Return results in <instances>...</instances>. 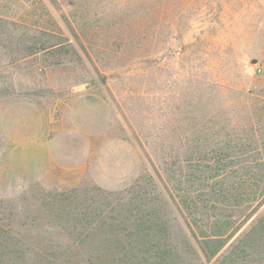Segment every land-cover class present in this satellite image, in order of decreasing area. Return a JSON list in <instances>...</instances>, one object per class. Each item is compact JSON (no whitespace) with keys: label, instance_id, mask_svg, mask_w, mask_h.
Wrapping results in <instances>:
<instances>
[{"label":"rangeland","instance_id":"obj_1","mask_svg":"<svg viewBox=\"0 0 264 264\" xmlns=\"http://www.w3.org/2000/svg\"><path fill=\"white\" fill-rule=\"evenodd\" d=\"M211 145L264 163V0H0V264H113L98 232L142 188L180 242L163 161Z\"/></svg>","mask_w":264,"mask_h":264},{"label":"trees","instance_id":"obj_2","mask_svg":"<svg viewBox=\"0 0 264 264\" xmlns=\"http://www.w3.org/2000/svg\"><path fill=\"white\" fill-rule=\"evenodd\" d=\"M54 28L62 30L57 24ZM37 32L50 34L48 29H37ZM57 45L50 43L45 47L42 44L36 50L58 51ZM200 141L197 139V144ZM255 153L231 145H211L194 147L183 162L168 155L160 176L168 188L169 184H174L169 191L179 203V215L185 221L184 232L183 225H178L184 234L181 241L175 240L177 233L169 224L172 221L169 213L158 214L152 206L158 198L156 192L142 188L124 209L115 210L113 219L121 221L119 224L99 230L98 234L105 238L100 245L109 254L105 261L113 264H194L190 259L194 251L198 262L209 263L264 203V163L240 160L241 156ZM252 253L264 254V215L233 245L231 258L229 256L222 263L247 264ZM102 258L104 256L97 259Z\"/></svg>","mask_w":264,"mask_h":264}]
</instances>
